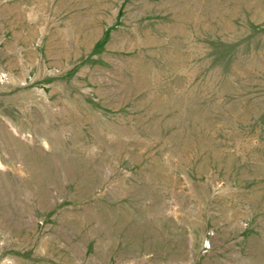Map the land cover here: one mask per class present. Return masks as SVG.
Segmentation results:
<instances>
[{"label":"rangeland","instance_id":"374dc122","mask_svg":"<svg viewBox=\"0 0 264 264\" xmlns=\"http://www.w3.org/2000/svg\"><path fill=\"white\" fill-rule=\"evenodd\" d=\"M0 264H264V0H0Z\"/></svg>","mask_w":264,"mask_h":264}]
</instances>
